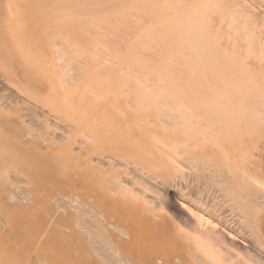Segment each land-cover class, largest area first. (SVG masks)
<instances>
[{"label":"bare ground","instance_id":"6f19581e","mask_svg":"<svg viewBox=\"0 0 264 264\" xmlns=\"http://www.w3.org/2000/svg\"><path fill=\"white\" fill-rule=\"evenodd\" d=\"M0 264H264V0H0Z\"/></svg>","mask_w":264,"mask_h":264},{"label":"rangeland","instance_id":"374dc122","mask_svg":"<svg viewBox=\"0 0 264 264\" xmlns=\"http://www.w3.org/2000/svg\"><path fill=\"white\" fill-rule=\"evenodd\" d=\"M66 240H67V239H66ZM11 242H12V245H13V243H14V242H13V240H12V241H9V242L7 243V245H8V244H10ZM15 243H16V242H15ZM42 244H43V243H41V244L39 243V246L41 245V247H42ZM12 245L10 244V246H12ZM18 245H19V244H18ZM18 245H17V243H16L14 246H18ZM37 245H38V243H37ZM20 246H21V245H20ZM36 247H37V246H36ZM41 247H40V249H43V248H41ZM32 249H33V250L35 249V252H34V253H33V250H32ZM32 249H30V250H31V254L33 253V255L29 254V253H30V251H28V252H27V253H28V256H27V257H28V259H29L30 257L32 258V260H31V261H33V260L35 259L34 257H35V255H36L38 252H41V251H42V250H39V251H38V250H36V248H35V247H34V248H32ZM37 249H39V247H38ZM73 249H74V247H73ZM37 251H38V252H37ZM43 251H45V252H43ZM43 251H42V253H45V254H47V251H46V249H43ZM36 252H37V253H36ZM35 253H36V254H35ZM42 253H41V254H42ZM34 254H35V255H34ZM39 254H40V253H38V255H39ZM72 254H73L74 256H76L75 254H77V252H76V250H75V249H74V250H72ZM36 256H37V255H36ZM31 258H30V259H31ZM33 258H34V259H33ZM74 258H75V257H74ZM30 259H29V261H28V262H30Z\"/></svg>","mask_w":264,"mask_h":264}]
</instances>
